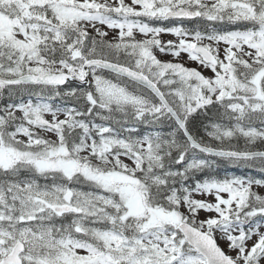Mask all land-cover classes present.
Segmentation results:
<instances>
[{
  "label": "snow or ice",
  "instance_id": "snow-or-ice-1",
  "mask_svg": "<svg viewBox=\"0 0 264 264\" xmlns=\"http://www.w3.org/2000/svg\"><path fill=\"white\" fill-rule=\"evenodd\" d=\"M224 164L264 174V0H0V264H264Z\"/></svg>",
  "mask_w": 264,
  "mask_h": 264
},
{
  "label": "rangeland",
  "instance_id": "rangeland-1",
  "mask_svg": "<svg viewBox=\"0 0 264 264\" xmlns=\"http://www.w3.org/2000/svg\"><path fill=\"white\" fill-rule=\"evenodd\" d=\"M106 31H109V34L110 36L113 35V31L110 30V29H105ZM161 39L164 40V41H168V40H176V37L175 36H172L170 34H163L161 36ZM157 55L161 58V59H173V57L171 55H164V54H161L159 52H157ZM182 59L183 61L185 62L186 66H191V67H194V68H198L199 70H201L205 75H211L210 71L207 70V69H203V68H200V66L196 63V62H192V61H189L187 56L182 54ZM47 118L51 119L50 116H48ZM61 119H63V117H61ZM23 138V137H21ZM52 139H55V136H51ZM127 163L131 164V161H126ZM259 191H261L262 193L264 192V189H258ZM199 198V197H198ZM206 215H208L207 213L205 212H201L200 213V217L201 218H204ZM221 245L222 246H225L223 242H221Z\"/></svg>",
  "mask_w": 264,
  "mask_h": 264
},
{
  "label": "trees",
  "instance_id": "trees-1",
  "mask_svg": "<svg viewBox=\"0 0 264 264\" xmlns=\"http://www.w3.org/2000/svg\"><path fill=\"white\" fill-rule=\"evenodd\" d=\"M185 26L187 27H202V25L196 21H185ZM230 173H234L237 175H254V176H262L264 174H261L259 171H253L251 169H245L241 167H235L231 165H221V168L219 170V174L221 176L228 175Z\"/></svg>",
  "mask_w": 264,
  "mask_h": 264
}]
</instances>
